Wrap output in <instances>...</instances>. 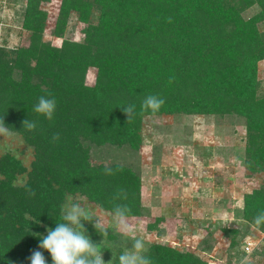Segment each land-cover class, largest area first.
Masks as SVG:
<instances>
[{"label": "trees", "instance_id": "16d2710c", "mask_svg": "<svg viewBox=\"0 0 264 264\" xmlns=\"http://www.w3.org/2000/svg\"><path fill=\"white\" fill-rule=\"evenodd\" d=\"M39 0H26L22 26L29 44L0 46V121L33 146L29 170L11 154L0 157V264H31L45 226L62 220L68 194H80L113 212L126 205L127 217L141 216L140 179L118 164L90 162L82 139L96 145L135 144L144 116L158 113L228 114L244 118L246 169L264 172V94L258 92V62L264 59V0H62L56 34L71 11L88 22L82 41L61 47L42 39ZM254 4L259 11L244 18ZM96 12L97 20L90 23ZM94 67V83L86 82ZM50 94V95H49ZM165 100L159 111L142 110L146 97ZM55 98L53 120L34 111L38 98ZM135 105L128 117L122 108ZM28 119L37 127L23 128ZM59 140L53 141L54 134ZM136 141V142H135ZM27 172V181L13 183ZM28 189L35 192L29 195ZM264 211V183L244 195V218L255 226ZM158 225L151 222L150 229ZM151 264H206L192 251L150 244Z\"/></svg>", "mask_w": 264, "mask_h": 264}, {"label": "rangeland", "instance_id": "374dc122", "mask_svg": "<svg viewBox=\"0 0 264 264\" xmlns=\"http://www.w3.org/2000/svg\"><path fill=\"white\" fill-rule=\"evenodd\" d=\"M62 0H39L45 26L42 39L61 47L64 40L82 41L88 22L71 11L56 34ZM26 0H0V46L6 50L29 44L31 30L22 26ZM259 11L254 4L242 11L244 18ZM96 12L89 22L95 23ZM264 34V21L259 23ZM96 69H88L86 82L94 83ZM258 92L264 94V59L258 62ZM244 118L228 114L158 113L143 117L139 139L133 144L96 145L82 139L93 165H123L140 179L141 216L127 217L133 236L145 243L192 251L206 264H239L249 256L250 264H264V228L244 218V195L264 183V172L245 167L246 128ZM0 135V157L11 154L29 170L34 149L22 133L10 130ZM2 175H0L1 177ZM27 172L13 179L27 181ZM80 203L92 214L93 222L82 221L87 235L99 245L105 264H119V255L130 249L132 237L122 233L114 213L101 209L80 194H68L63 211ZM100 221L96 229L94 222ZM158 225L150 229L151 222ZM45 226L43 235L47 234ZM103 230H107L105 236ZM251 245L252 250L244 247ZM18 264V263H15Z\"/></svg>", "mask_w": 264, "mask_h": 264}, {"label": "clouds", "instance_id": "9594fccd", "mask_svg": "<svg viewBox=\"0 0 264 264\" xmlns=\"http://www.w3.org/2000/svg\"><path fill=\"white\" fill-rule=\"evenodd\" d=\"M50 95V94H49ZM165 100L154 95H149L143 101L142 110H151L153 113L159 111L164 105ZM57 103L55 98L40 96L38 103L34 106L37 114L43 115L49 121L53 120ZM129 121L135 113V105H129L122 108ZM29 131L37 127L35 121L26 119L23 122V128ZM0 135H11L10 128L3 120L0 121ZM59 134L53 135V141L59 140ZM105 174L112 175L113 169L105 166ZM29 195L34 196L35 192L27 190ZM130 210L126 205H117L114 210V219L123 234L132 237L133 244L130 249L124 250L119 255V264H151V260L145 255L146 248L143 240L133 236V229L127 225V213ZM93 216L89 210L80 203H73L66 210L62 211L63 222L57 223L55 229L49 228L47 235L41 237L39 248L47 250L51 254L53 264H105L103 253L99 251V245L94 244L91 239L85 235V228L82 221L93 222ZM255 223H264V211L255 217ZM94 227L101 228L99 220L95 219ZM107 236V230H103ZM31 264H46L45 257L40 251H34L30 257ZM109 264V262H108ZM239 264H250L249 256L241 258Z\"/></svg>", "mask_w": 264, "mask_h": 264}, {"label": "built area", "instance_id": "2783aa9c", "mask_svg": "<svg viewBox=\"0 0 264 264\" xmlns=\"http://www.w3.org/2000/svg\"><path fill=\"white\" fill-rule=\"evenodd\" d=\"M244 250L247 252V251H251L252 250V247H251V245H246L245 247H244Z\"/></svg>", "mask_w": 264, "mask_h": 264}]
</instances>
